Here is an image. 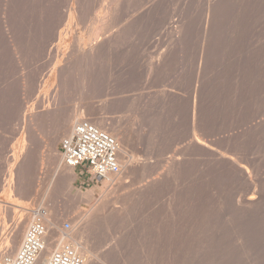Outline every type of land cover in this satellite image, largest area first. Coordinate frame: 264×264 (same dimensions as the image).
<instances>
[{"label": "rangeland", "instance_id": "rangeland-1", "mask_svg": "<svg viewBox=\"0 0 264 264\" xmlns=\"http://www.w3.org/2000/svg\"><path fill=\"white\" fill-rule=\"evenodd\" d=\"M119 1L0 0V263L41 213L91 264H264V0ZM82 119L118 143V175L63 165Z\"/></svg>", "mask_w": 264, "mask_h": 264}, {"label": "built area", "instance_id": "built-area-1", "mask_svg": "<svg viewBox=\"0 0 264 264\" xmlns=\"http://www.w3.org/2000/svg\"><path fill=\"white\" fill-rule=\"evenodd\" d=\"M117 151L116 141L85 119L73 126L69 136L60 145L64 166L72 169L81 168L97 179L120 173ZM60 231L71 235L73 227L66 222ZM54 244L56 238H52L42 214L37 213L25 231L16 253L12 257L3 256L0 264H86V258L69 242L47 254V249Z\"/></svg>", "mask_w": 264, "mask_h": 264}, {"label": "bare ground", "instance_id": "bare-ground-1", "mask_svg": "<svg viewBox=\"0 0 264 264\" xmlns=\"http://www.w3.org/2000/svg\"><path fill=\"white\" fill-rule=\"evenodd\" d=\"M122 1V0H121ZM156 1H161V0H156ZM120 1L119 0H112V7L114 6V5H118L117 3H119ZM110 3V2H109ZM108 4V3H107ZM111 5V4H110ZM5 6V5H4ZM111 7V6H110ZM115 8V7H114ZM114 8L112 9V8H110V9H112V10H114ZM110 9H108V11H105L106 13H105V16L103 17V19L102 20H98V23L100 24V27H105L106 26V19H109L108 17H109V14L111 13L112 14V10H110ZM140 10H141V8H140ZM111 11V12H110ZM110 14V15H111ZM137 14V13H136ZM135 15V14H134ZM112 17V16H111ZM131 21V20H130ZM97 23V24H98ZM93 26V25H92ZM88 28V27H87ZM91 28V27H90ZM89 28V29H90ZM100 29H102V28H100ZM104 29V28H103ZM90 30H92V29H90ZM96 31H98L95 27H94V29H93V33H98V32H96ZM91 33V32H90ZM113 33V32H112ZM117 33V32H116ZM119 34V33H118ZM97 35V34H96ZM94 36V34H92V37ZM109 36V35H108ZM120 36V35H119ZM95 38V37H94ZM101 41V40H100ZM110 44V43H109ZM90 45H92V44H90ZM103 45L102 44H99V45H92V46H90V48L88 49V52H87V61H91L94 57H95V54L97 53V51L99 50V48H101ZM85 52V51H84ZM70 56H72V55H70ZM73 57V56H72ZM73 60V59H72ZM69 61H71V59L69 60ZM65 72V71H64ZM86 78V76L84 75L83 76V81H84V79ZM84 86V85H83ZM82 90V89H81ZM82 91H85L84 89L82 90ZM81 91V92H82ZM195 106V105H194ZM75 116H78V112H75V114H74ZM194 115H196V114H194ZM75 118V117H74ZM74 118H73V121H74ZM76 119H77V117H76ZM78 119H79V117H78ZM72 120V119H71ZM83 120V119H82ZM74 123V122H73ZM77 123V122H76ZM75 123V124H76ZM72 124V123H71ZM70 124V125H71ZM74 124V125H75ZM196 124V123H195ZM96 126V125H95ZM190 126H191V124H190ZM99 130H101V131H103V130H105V132L106 131H108V130H106V128H105V126L104 125H102L101 123H99V124H97V126H96ZM195 128V127H194ZM107 133V132H106ZM193 137V136H192ZM194 139V138H193ZM194 141H195V143H196V145H199L200 147H202V149L204 148V149H206V150H208L209 152H211L213 155H216L217 156V159H216V161L218 162V164L219 165H223V166H225L228 170H231V171H233V173H235L239 178L238 179H242V180H245V182L247 183V188L250 186V185H252L253 187H255L256 185L255 184H253V182H252V179L250 178V174L246 171V168L244 167V166H242V165H240V164H238L237 163V161H235V159H233L232 157H229V156H226V155H224V154H221V153H219V152H217L216 150H214L213 149V147L209 144V143H207V142H205L204 140H202V139H200V138H195L194 139ZM193 141V142H194ZM118 144V143H117ZM191 144V143H190ZM25 148V147H24ZM217 149V148H216ZM55 156V155H54ZM177 160H178V158H177ZM176 161V159H174L173 160V162H175ZM117 162H118V160H117ZM166 162V161H165ZM175 163H172L171 165L173 166ZM66 167V166H65ZM67 168H69V167H67ZM69 169H71V168H69ZM243 171H246V174L244 175L243 174ZM249 174V175H248ZM252 176V175H251ZM256 176V175H255ZM261 178V177H260ZM108 180V179H107ZM256 195H258L259 197H256ZM237 201V200H236ZM13 202V201H12ZM12 202H10L11 204H12ZM9 203V204H10ZM15 202H13V206H14V208H16V209H21V207H20V204L18 205V203L17 204H14ZM240 206H238V207H241V209H242V213L243 212H245V213H252V212H255V211H257V210H259V208H260V206H261V200H260V194L258 193V192H256L255 190H253V192H251L250 191V188L247 190V194L245 195V197L242 199V201H240ZM262 210V209H261ZM260 210V211H261ZM263 211V210H262ZM49 222H48V224L47 225H49V227L51 226V225H53L51 222H50V220H48ZM51 227H54V226H51ZM74 231V230H73ZM55 232V231H54ZM53 233V232H52ZM58 234H59V232H58ZM61 235H56V250L57 249H60L61 247H62V245L63 244H66V243H71V245L73 246V247H75L76 249H77V252L79 253V254H81V255H83L85 258H86V264H91V260L89 259V255H88V253H87V251L85 250V248L83 247V245H82V243L79 241V243L78 242H76V240H74L73 239V237L71 236V235H68V234H63V233H60ZM53 235V234H52ZM51 235V236H52ZM53 238V237H52ZM54 238H55V236H54ZM13 241V240H12ZM15 242V240L13 241V243ZM6 247H9V245H10V242H9V240H7L6 242ZM79 244H80V246H79ZM12 247V246H11ZM11 247H10V249H11ZM0 249H1V246H0ZM50 251V247L47 249V253ZM3 252H5V250L3 251ZM7 253V252H6ZM9 253H10V251H9ZM254 264H258V261L257 260H255V263Z\"/></svg>", "mask_w": 264, "mask_h": 264}]
</instances>
